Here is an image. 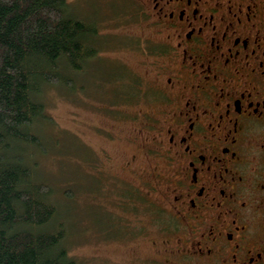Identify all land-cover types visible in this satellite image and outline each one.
Here are the masks:
<instances>
[{
    "label": "flooded vegetation",
    "instance_id": "1",
    "mask_svg": "<svg viewBox=\"0 0 264 264\" xmlns=\"http://www.w3.org/2000/svg\"><path fill=\"white\" fill-rule=\"evenodd\" d=\"M135 1L152 31L139 108L90 122L92 176L123 190L148 264H264V0Z\"/></svg>",
    "mask_w": 264,
    "mask_h": 264
},
{
    "label": "rangeland",
    "instance_id": "2",
    "mask_svg": "<svg viewBox=\"0 0 264 264\" xmlns=\"http://www.w3.org/2000/svg\"><path fill=\"white\" fill-rule=\"evenodd\" d=\"M68 1L75 17L96 28L97 40L88 42L94 43L97 54L80 72L61 63L58 73L67 81L43 84L39 98L54 122H42L31 129L40 145L22 146L24 157L34 165L32 183L48 187L46 200L57 207L53 225L64 224L67 233L62 245L75 264H148L154 252L144 239L147 229H143L144 237L136 239L133 230L124 228L122 223H128L134 214L114 204L115 194L122 196L123 190L98 185L86 152L96 145L95 139L99 140L90 122L110 125L113 121L104 112H134L139 108L129 102L142 93L138 89L144 76L141 61L146 57L142 50L152 31L144 24L135 0ZM114 149L123 148L114 145ZM139 203L145 225L147 203ZM112 219L121 221L115 229L108 226Z\"/></svg>",
    "mask_w": 264,
    "mask_h": 264
},
{
    "label": "trees",
    "instance_id": "3",
    "mask_svg": "<svg viewBox=\"0 0 264 264\" xmlns=\"http://www.w3.org/2000/svg\"><path fill=\"white\" fill-rule=\"evenodd\" d=\"M70 6L0 0V264H75L62 245L64 224L53 225L57 207L46 200L48 187L32 183L34 165L22 148L39 147L31 129L54 122L39 98L43 84L67 81L61 63L80 72L97 54L88 42L97 40L96 28Z\"/></svg>",
    "mask_w": 264,
    "mask_h": 264
}]
</instances>
